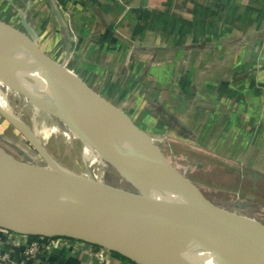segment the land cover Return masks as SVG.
Returning <instances> with one entry per match:
<instances>
[{
	"label": "rangeland",
	"instance_id": "rangeland-1",
	"mask_svg": "<svg viewBox=\"0 0 264 264\" xmlns=\"http://www.w3.org/2000/svg\"><path fill=\"white\" fill-rule=\"evenodd\" d=\"M3 1L0 2L1 23L6 24L18 34H20L18 31L23 33L32 41L20 34L24 39L45 50L54 60L64 65L69 73L87 83L112 105L108 104L109 109L115 112L114 114L126 127L125 122L118 115L124 114L139 130L134 136L139 138L148 149L156 150L161 156L173 162L193 181L206 199L235 215L241 214L254 219L246 218L256 227L264 230V165L261 164L263 155L262 150L257 149L254 144L255 141L260 142L264 136V132L259 130L262 125L263 111L260 112V120L250 143L252 153L249 156L251 158L249 164L237 161L235 154L227 155L217 149H211L208 143L192 142L188 135L183 133L180 135L174 131L178 120H184L188 129H192L193 122L200 116V111L202 112L207 104V99H202L196 94L200 91H194L193 95L186 96L191 97L190 99L181 96L184 94L182 90L174 91L173 82L177 80L176 75L174 80L169 79L170 75H166L165 80L168 81L158 83L160 76L157 72L158 64L163 62L162 59L167 62V56H169L170 60L173 58L181 63L184 70L189 68L194 70L196 64L212 59L204 60L206 50H204L205 44L201 41L186 45L188 46L186 55L183 54L184 52L177 53L182 56L181 58L174 57L176 53H172L173 50L168 52L173 45L168 48L159 44L160 39L172 29L170 26L166 27L172 16L159 19L160 13L150 4L158 3L159 6H163L166 2L172 4V0H131L127 5L123 3L125 0H117L124 4L125 8L133 9L134 20L131 29L133 41L131 54L128 57L120 55L115 59L110 58L107 53H103L104 55L102 54L99 59L85 58L90 46L87 42L83 44L85 54L80 52V22L76 21L77 11L73 10L69 13L70 22L68 32L65 33V28L53 25L52 13L43 9L42 1L37 0L34 10L29 15L34 27H17L18 31H16L14 27L6 23V21L13 22L11 18L14 16L13 9L10 5L5 4V7L4 3L1 5ZM69 1L80 3V0ZM193 1L199 10L192 11L194 19L199 20L200 14H205L203 7L206 8V4L207 7L213 8L210 6V0ZM212 2L215 4L216 0ZM227 5L228 8H233L229 10L216 8L207 12L213 20V29L217 34L222 19L227 18L231 23L225 36L228 37L225 38L228 43L224 44L225 46L222 45L224 48L222 50L217 46V52L221 50L220 57L217 53L213 55L218 59L217 70L222 72L219 76L222 78H226L229 74L233 76L235 73L233 70H262L264 67V0H229ZM148 6L152 7L149 9ZM188 13L189 11L184 12V14ZM78 14L80 18V13ZM43 17L47 18V22L41 25L39 21ZM237 18L241 22L238 26L234 25ZM180 44L176 46L177 50L180 46H184L182 45L184 42ZM193 82L196 85L194 78ZM201 93L204 94L203 91ZM227 95V92L217 90L212 96V102H215L214 105H222V99L227 98ZM208 98L211 97L208 95ZM216 108L218 110V107ZM184 111H187V114ZM212 114L214 118L217 116L215 112ZM189 117L192 123L187 120ZM211 123L213 124L212 121ZM219 127L222 129L221 133L226 134L228 125L225 123ZM229 133L231 136L233 131ZM237 140L239 144L244 143L242 135H239ZM0 148L22 162L40 168H50L49 160L41 151L1 113ZM49 158L59 166H64L63 168L68 167L67 163L53 152H50ZM107 180L114 186L117 185L109 174ZM182 246L187 249L185 245Z\"/></svg>",
	"mask_w": 264,
	"mask_h": 264
},
{
	"label": "bare ground",
	"instance_id": "bare-ground-1",
	"mask_svg": "<svg viewBox=\"0 0 264 264\" xmlns=\"http://www.w3.org/2000/svg\"><path fill=\"white\" fill-rule=\"evenodd\" d=\"M0 56V113L49 160V171L96 202L122 198L144 204L173 239L191 252L206 253L200 241L160 216L166 214L202 229L216 224L196 217L201 213L194 205L197 197L179 184L175 175L152 172L136 157H144L150 165H160L161 155L156 150L151 151L132 135L112 110L96 107L66 85L48 63L37 62L34 58L39 57V48L1 22ZM50 152L68 167L52 162ZM108 174L116 186L108 182ZM218 208L264 238V230L248 220L254 219ZM0 222L14 228L37 229L45 225L41 219L3 204Z\"/></svg>",
	"mask_w": 264,
	"mask_h": 264
},
{
	"label": "crops",
	"instance_id": "crops-1",
	"mask_svg": "<svg viewBox=\"0 0 264 264\" xmlns=\"http://www.w3.org/2000/svg\"><path fill=\"white\" fill-rule=\"evenodd\" d=\"M1 1L2 0H0V2ZM41 1L43 9L52 13L53 25L65 28V33L68 32L67 29L70 22L69 13L73 10L77 11L76 21L80 22V52L82 51L84 52L83 54H85V46L83 44L86 42L90 44L87 49L88 52L86 51L85 58L99 59L103 53H107L110 55V58L115 59L120 55L128 57L131 54V43H133L131 29L134 20V11L132 8L130 9V7H124V4L127 5L131 0H125V2H123L124 4L117 0H80V3L70 2L69 0ZM212 1L213 0H210L209 3L213 8L207 7L206 4V8L203 7L205 14H200L199 20L196 18L194 19L195 16L192 13V11H199L193 0H172V4L166 2L163 6H159L158 3H156V5L150 4L156 7L157 12L160 13L159 16L161 18L159 19L172 16L169 21L167 20L168 22L166 24V27L170 26L172 29L159 41L162 47L168 46V48H170V46L173 45L168 52L170 53V50H173L172 53H176L174 57L181 58L182 56L177 53L184 52L183 54L186 55L188 52V46L186 45L201 41L205 44L204 50H206L204 51L206 54L204 60L208 58L212 59L210 61H204V63L200 62L196 64L194 70L193 68L184 70L181 63L176 62L172 57V60H170V57L167 56V62H165V59H162L163 62L158 64L157 72L160 74L158 83L161 84L163 81H168L165 80L166 75H170L171 77L169 79L172 80H174V75H176L178 82L177 80L173 82L174 91L181 92L182 90L184 94L180 95L185 99L189 98L186 96L193 95L194 91H200L196 94L202 99H207V104L204 106L202 112L200 111V116L193 122V128L188 129L184 120H178L175 125L176 128H174L176 133L188 135L192 142L195 143H208L211 149H217L227 155L235 154L237 161L239 160L241 163L243 162V164H249L251 160L249 156L252 153V149H250L252 144L250 143L253 139L255 128L260 120L261 110L263 111V115L261 121L262 125L259 127V130L261 129L260 131L264 132V67L259 71L233 70L235 72L233 76L229 74L226 78L219 76L220 70L216 68L218 59L213 55L217 53L220 57L221 50L224 49L223 46H225L224 44L228 43L225 41V38L228 37L225 36H227L226 34L228 33L227 31L231 23L227 18L226 20L222 19L220 21L221 27L218 26V34L215 33L212 23L213 20L208 14V10L216 8L217 10H229L233 7L228 8L227 4L229 0H216L215 4ZM3 3L4 7L5 4L8 6L10 5L14 12V16L11 17L13 18V22L10 23L6 21V23L15 29L22 26H27L29 28L34 27L32 18L29 15L34 10L37 0H4L1 5H3ZM150 7L152 6H148L149 9ZM186 11H189V13L184 14ZM78 13H80V18ZM46 20L47 18L43 17L39 23L41 22L40 24L43 25L47 22ZM240 24L241 22L239 18H237L234 25L238 26ZM183 42L184 44L182 45L184 46H180L177 50L176 46L181 45L180 43ZM217 46L221 48L218 52ZM43 51L46 53L45 50ZM146 63L148 64V61ZM220 74H222V72ZM193 78L195 79L196 85L193 82ZM217 90L227 92L228 94L227 98L222 99V105H214L215 102H212V96L215 95V91ZM201 91H203L204 94L201 93ZM206 93H208L211 98H208ZM216 107H218V110ZM213 112L217 115L215 118L212 114ZM184 113L187 114V111H184ZM184 116L185 115H183V117ZM187 120L192 123L190 117L187 118ZM225 123L228 125L226 134L221 133L222 129L219 127V125ZM229 128L231 129L227 130ZM229 131H233L231 136H229ZM239 135H242V138H244V143L239 144L237 140ZM183 137L189 139L187 136ZM254 144L257 149L262 150L261 153L263 156L261 164L264 165V136L260 139V142L257 143V141H255ZM259 167L260 163L258 165V168ZM22 239L21 234L0 226V249L9 251L12 256L17 257L19 256L20 250L24 247ZM38 264L136 263L123 259L116 252L108 249L101 251L98 246H92L82 241L69 242L60 240L56 246L52 247L48 256Z\"/></svg>",
	"mask_w": 264,
	"mask_h": 264
},
{
	"label": "water",
	"instance_id": "water-1",
	"mask_svg": "<svg viewBox=\"0 0 264 264\" xmlns=\"http://www.w3.org/2000/svg\"><path fill=\"white\" fill-rule=\"evenodd\" d=\"M34 59L48 63L66 85L93 105L106 112L109 110L111 104L106 99L40 48L39 57ZM0 61H3L1 56ZM118 115L130 133L136 135V126L124 114ZM136 157L152 172L175 175L178 183L197 197L194 205L203 215L198 213L196 217L206 222L216 221L210 229H202L160 214L173 227L200 241L206 253L184 248L149 214L144 204L122 198L96 202L61 176L15 159L1 148L0 204L37 217L45 225L37 229L14 228L0 222V226L26 236L79 240L116 252L136 264H264L263 237L222 214L218 205L206 199L193 181L164 156L160 157V165H150L144 157Z\"/></svg>",
	"mask_w": 264,
	"mask_h": 264
},
{
	"label": "built area",
	"instance_id": "built-area-1",
	"mask_svg": "<svg viewBox=\"0 0 264 264\" xmlns=\"http://www.w3.org/2000/svg\"><path fill=\"white\" fill-rule=\"evenodd\" d=\"M24 247L20 250L19 256L14 257L9 251L0 249V264H38L46 258L52 249L60 240L77 241L64 237H40V241L30 240L26 235H22ZM100 250L105 248L99 247Z\"/></svg>",
	"mask_w": 264,
	"mask_h": 264
},
{
	"label": "trees",
	"instance_id": "trees-1",
	"mask_svg": "<svg viewBox=\"0 0 264 264\" xmlns=\"http://www.w3.org/2000/svg\"><path fill=\"white\" fill-rule=\"evenodd\" d=\"M28 238L30 239V240H33V241H40L41 240V238L39 237V236H28ZM92 246H95V245H92ZM120 257H122L123 259H125V260H127V261H131L130 259H128V258H126V257H124V256H122V255H120V254H118ZM132 262V261H131Z\"/></svg>",
	"mask_w": 264,
	"mask_h": 264
}]
</instances>
